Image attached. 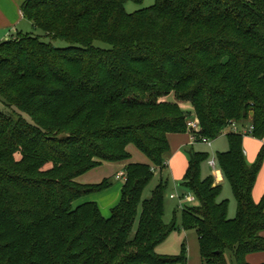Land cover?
I'll return each instance as SVG.
<instances>
[{
	"label": "trees",
	"instance_id": "16d2710c",
	"mask_svg": "<svg viewBox=\"0 0 264 264\" xmlns=\"http://www.w3.org/2000/svg\"><path fill=\"white\" fill-rule=\"evenodd\" d=\"M129 1L144 0H27L24 18L44 35L0 43V264H188L185 249L157 254L177 228L165 222L167 185L144 194L192 113L197 143L231 130L217 160L238 211L229 219L222 185L202 175L209 155L192 148L182 184L200 206L184 209L183 228L197 231L203 264L264 252V149L250 165L248 135L231 129L264 140V0H156L133 14ZM130 146L150 162L131 163ZM106 163L126 165L109 218L97 202L74 205L114 186L78 182Z\"/></svg>",
	"mask_w": 264,
	"mask_h": 264
},
{
	"label": "rangeland",
	"instance_id": "374dc122",
	"mask_svg": "<svg viewBox=\"0 0 264 264\" xmlns=\"http://www.w3.org/2000/svg\"><path fill=\"white\" fill-rule=\"evenodd\" d=\"M156 4V0H144L143 3L138 4L133 1H129L126 4V11L129 14L136 13L137 11L150 8ZM25 34L35 33L39 35H44L40 31H34L32 26L27 29H22ZM17 35V32L14 33ZM9 38L3 39L2 42L9 40ZM45 42H50L49 38H42ZM56 47L66 48L67 43L62 41H52ZM100 46H104L99 43ZM170 102H174V96H170L168 99ZM181 108L187 112H193V107L190 103H181ZM0 109H4L3 105L0 104ZM191 120H196L194 113ZM231 130H226L223 135L217 140H211L212 147L204 143H194L191 140V133L185 134H172L175 136L174 140L170 136L171 154L168 158L169 167L164 171L158 170L156 172L155 179L148 186L145 191L144 199H150L152 192L156 189L161 180L167 185L166 196H165V222L168 225L176 222L177 228L170 233L166 240L157 248V254L165 257H181L183 255L184 249L186 250V255L188 258V264H203L199 236L196 230H185L183 228V211L186 208H198L200 206L199 201L195 198L194 194L183 186V181L179 178H175L171 171V159L174 157L175 152L182 153L187 161L189 160L187 152L194 148L196 151L203 152L209 155V159L202 166V175L204 178L213 176L216 181L217 174L222 171L217 160V154L221 152H226L229 150V140L228 135ZM264 149V140H259L253 136H248L245 139L244 151L247 162L252 165L254 164L260 152ZM129 151L132 154L131 163L147 164L149 159L145 154L138 150L135 146H130ZM211 161L216 162V169L210 165ZM128 162V163H130ZM125 163H106L104 166L97 168L87 174L84 177H80L79 182L82 184H100L107 178L118 177L121 171H124ZM51 166L48 165L47 168ZM116 175V176H115ZM125 183V179H117L114 186L100 194H95L82 198L74 205L77 207L86 202H97L102 210L103 216L109 218L111 215V210L119 203L121 199L122 186ZM223 191L219 201L228 200L229 201V219H234L237 216L238 203L235 198L233 189L228 182L222 183ZM256 202H260L264 196V165L260 172L256 188H255ZM175 196L176 199L172 198ZM182 197V201H180ZM184 197H190L192 200H185ZM230 256L228 255V258ZM247 261L250 264H264V252L251 254L247 257Z\"/></svg>",
	"mask_w": 264,
	"mask_h": 264
},
{
	"label": "crops",
	"instance_id": "0c3cea01",
	"mask_svg": "<svg viewBox=\"0 0 264 264\" xmlns=\"http://www.w3.org/2000/svg\"><path fill=\"white\" fill-rule=\"evenodd\" d=\"M26 1L27 0H0V43L5 38H9L10 36L11 38L14 37L15 36L14 33L16 32L17 33L23 32L21 28L26 29L27 27L28 29L30 28V26H32V29H33L32 23L26 20L23 14V5ZM170 136H169V140H170ZM171 138H173L174 140L175 136H172ZM244 145H245V140H244ZM170 166H171L172 174H174L175 178H179L183 181L185 174L187 172L188 166H189V160L187 161L186 157L182 153L175 152L174 157L171 159ZM167 167H169V162H168ZM122 172L124 171H121L118 174ZM79 179H78V182H79ZM217 179H218V181H216L217 185H222L223 182H226L222 171H220L217 174ZM254 198H256L255 193H254ZM255 201L257 200L255 199Z\"/></svg>",
	"mask_w": 264,
	"mask_h": 264
},
{
	"label": "built area",
	"instance_id": "2783aa9c",
	"mask_svg": "<svg viewBox=\"0 0 264 264\" xmlns=\"http://www.w3.org/2000/svg\"><path fill=\"white\" fill-rule=\"evenodd\" d=\"M188 128H189V132L191 133V140H192V142L197 143L198 142V135L197 134L200 131L199 122L197 120H191L190 119L189 122H188ZM231 129L234 132H236V133H242V134H244L246 136L247 135L248 136H252L253 133H254V127L253 126H251L249 128H242L241 129V127H239L237 124H233L232 127H231ZM201 142L204 143V144H206V145H208V146H210V147H212V142L209 139L204 138V139L201 140ZM244 153L246 154L245 151H244ZM210 165L213 168L216 169V162L215 161H211L210 162ZM122 177H124V173L123 172L119 174L118 179H120ZM172 198H176V197L175 196H172ZM184 199L185 200H192V198H190V197H184ZM180 201H182V197H180Z\"/></svg>",
	"mask_w": 264,
	"mask_h": 264
},
{
	"label": "water",
	"instance_id": "95a60500",
	"mask_svg": "<svg viewBox=\"0 0 264 264\" xmlns=\"http://www.w3.org/2000/svg\"><path fill=\"white\" fill-rule=\"evenodd\" d=\"M253 115V114H252Z\"/></svg>",
	"mask_w": 264,
	"mask_h": 264
}]
</instances>
